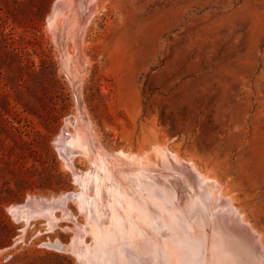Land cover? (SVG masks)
I'll list each match as a JSON object with an SVG mask.
<instances>
[{
	"label": "rangeland",
	"instance_id": "374dc122",
	"mask_svg": "<svg viewBox=\"0 0 264 264\" xmlns=\"http://www.w3.org/2000/svg\"><path fill=\"white\" fill-rule=\"evenodd\" d=\"M59 1L0 0V264H80L74 173L89 164L74 155L73 173L58 150L64 130L79 132L78 102L109 154L165 144L193 156L264 241V0H97L77 15L79 84L52 26ZM63 196L72 220L56 210L52 228L12 212Z\"/></svg>",
	"mask_w": 264,
	"mask_h": 264
},
{
	"label": "bare ground",
	"instance_id": "6f19581e",
	"mask_svg": "<svg viewBox=\"0 0 264 264\" xmlns=\"http://www.w3.org/2000/svg\"><path fill=\"white\" fill-rule=\"evenodd\" d=\"M96 2L55 4L52 26L74 83L83 73L82 32ZM80 8L87 11L86 19L77 17ZM70 30L74 58L64 51ZM78 110L79 132L67 135L64 130L58 150L73 173L74 155L89 164L88 172L74 173L79 190L72 198L86 222H74L70 252L80 264H264L261 232L210 170L165 144L137 154H109L95 140L79 102ZM63 197L58 203L29 198L25 208L16 206L12 212L26 221L42 218L52 228L56 210L72 220Z\"/></svg>",
	"mask_w": 264,
	"mask_h": 264
}]
</instances>
